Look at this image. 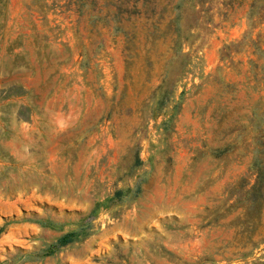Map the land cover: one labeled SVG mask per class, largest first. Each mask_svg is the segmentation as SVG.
<instances>
[{"label":"rangeland","instance_id":"1","mask_svg":"<svg viewBox=\"0 0 264 264\" xmlns=\"http://www.w3.org/2000/svg\"><path fill=\"white\" fill-rule=\"evenodd\" d=\"M263 170L264 0H0V264H264Z\"/></svg>","mask_w":264,"mask_h":264},{"label":"trees","instance_id":"2","mask_svg":"<svg viewBox=\"0 0 264 264\" xmlns=\"http://www.w3.org/2000/svg\"><path fill=\"white\" fill-rule=\"evenodd\" d=\"M161 99H162V101H161V105H162L163 103H165V99H164V97H162ZM254 190H256L255 196H256V198L258 197L257 199H259V200H261L260 198L264 199V170H263V173L261 174V176L258 180V183L254 186L253 191ZM64 242H65V239L63 237L60 239V243L63 244Z\"/></svg>","mask_w":264,"mask_h":264}]
</instances>
